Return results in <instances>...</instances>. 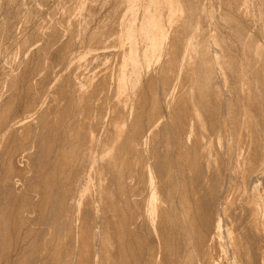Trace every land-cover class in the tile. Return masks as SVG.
Returning <instances> with one entry per match:
<instances>
[{
  "label": "bare ground",
  "instance_id": "bare-ground-1",
  "mask_svg": "<svg viewBox=\"0 0 264 264\" xmlns=\"http://www.w3.org/2000/svg\"><path fill=\"white\" fill-rule=\"evenodd\" d=\"M100 1L57 0L38 18L28 77L18 73L26 32L0 45V264H264V54L252 43L254 18L256 47L238 45L237 62L224 52L231 41L218 45L226 34H214L218 3L212 23L204 0H115L113 20L95 25ZM237 1L247 15L250 0ZM14 88L26 90L16 106ZM226 176L245 195L239 214Z\"/></svg>",
  "mask_w": 264,
  "mask_h": 264
},
{
  "label": "rangeland",
  "instance_id": "rangeland-1",
  "mask_svg": "<svg viewBox=\"0 0 264 264\" xmlns=\"http://www.w3.org/2000/svg\"><path fill=\"white\" fill-rule=\"evenodd\" d=\"M44 1H45V2H44ZM48 1H49V2H48ZM48 1H46V0H36V1H35V0H33V1H32V0H16V1H15V0H14V1H12V0H9V1H8V0H0V27H3V28H0V37L2 36V37L0 38V40H1L0 45L3 46L2 48L6 51V49H7L6 47H8V48H10V47H11V48H12V47H15V45L13 46V44H15L14 42H15L16 40H18L19 36H21V34H23L24 31L26 32V33H25V36L27 35L26 37H28L29 41H31V42H30L31 44H30L29 42L27 43V45H28L27 47H28L29 50L27 49L28 51L26 50V53L28 52V54L32 55L34 60L32 59V56H30V55L27 54L26 59H28V58H29V59H28V61H26V62H28L27 64H28L29 68L27 67V64H26V63H25V64H26V68H25V66H24V65H25L24 62H22L23 64H21L22 68H21V66L18 68L19 64H17L18 73L21 74V77H22V78L25 77V74H24V73H26V76H27V77L29 76L28 74H32V73H31L32 71H30V70H32V68H33L34 65H35L34 63H36V61H37L36 55L34 56V54H33V49H32V48H34V46L37 44V43H36V44L33 43V41H35V37H34V34L32 33V30L35 28L34 26H36V25L40 22V20L38 21V18L41 19V18H42L41 16H43V14H44L43 17H47L49 11L52 9V6H54V5L56 4V2H57V0H48ZM55 1H56V2H55ZM102 1H103V2H102ZM104 1H105V2H104ZM107 1H108V3H107ZM194 1L197 2V0H194ZM200 1H201V2H200ZM200 1H198L196 4L199 5L200 3L203 2L202 0H200ZM215 1H216V4H215ZM223 1H224V0H220V2H219V0H214V1L212 0V2L214 3V4H213V3H210L211 0H208V1H207V0H204V2L206 3V7H207V6L210 7V8L207 7V10H208V8H209L208 12H209L210 10L212 11V12H210L211 15H208V16L211 17V18L209 19V21H210L211 19L214 18L213 20H214V22H215V19H216L218 16L220 17V15H221V17H222V16H225V18H226V16L229 17V15H230V18H231V19H232V18L235 19V21H234L233 19H232L233 21H232V20H231V21H230V20H226L224 17H222V18L226 21V22L223 21V23L225 22V25H224L223 23H221L222 21L219 20V17H218V19H216V25H217V26L215 25V23H213V21H210V22H212V23L214 24V25H212V26H215V28H216V27H219V28H220L218 31L216 30V31H217V32H216L215 29H214V27L211 26V28H213V30H212V29L210 30V27H208V26L211 25L212 23L209 22V23H210V24H209V23L207 22V21H208V18H209V17H207V20H206V21H205V19H203V20L205 21V23H207L206 25L204 24V21H202L203 24H204V31L206 30V29H205V26H206V28L209 29V31H207L208 33H211L212 31H213V32L215 31L214 34H215V33H218V34L221 33V35H222V32H223L224 35L226 34V35H225L226 37H225L224 35H222V36L225 37V38L222 37V38L224 39V41H223V39L221 38V35H219V37L221 38V39H219V37H218L219 42H220V40H221V42L223 41L224 43H221V42H220L221 44L218 43V45H220V46H222V45L225 46V43H228V42L231 41V42L229 43V47H231V48L228 47V48H229V50H228V49H227L228 44H227V45L225 46V47H226L225 49H227V51L224 50V52L227 53L228 51H231V52L234 54L233 51H235V55H234V56H236V54L238 55V56L236 57V58H237V59H236L237 62H240L241 60L244 61V58L242 59L243 54H242V56L240 55V53H241L240 51H242L243 48H245L244 51H245L246 53H248L247 51H250V52H251V50H252L251 53H253V49L256 47V46H254V45L257 44V43L259 44L258 46L262 48V50H263V54H264V46H263V45H264V41H262L263 38H264V37H263V36H264V34H263V32H264V28H263V27H264V26L261 28L263 32L260 30V27H261L262 25H264V24H262V23H264V18H263L264 16L262 17L263 19H261L262 14H264V13H263L264 11L262 12V9H263V7H264V0H261V3H262L263 6L261 5V3H259V0H255L256 3H257V5H255V4H256V3H254L255 1L252 2V0H250L251 3L249 2V9H248V10H249V13H248V12L246 13V14H247V15H245L246 18H247V17H248V18H249V17L251 18V16H252L253 14L256 15V14H258V12L260 11L258 15H256V16H255V15L252 16L251 19H250V18H249V19H248V18L245 19V16H243V15L245 14L244 11H246V10L241 11L242 14L244 13L243 15L240 14V10H242V9H239L241 6H238V3H236V2H238L237 0H230L231 3H230V1L228 2L227 0H225L224 2H223ZM234 1H235V2H234ZM2 2H3V3H2ZM9 2H10V3H9ZM21 2H23V3H21ZM37 2H38V3H37ZM39 2H41V3H39ZM47 2H48V3H47ZM54 2H55V4H54ZM199 2H200V3H199ZM204 2H203V3H204ZM222 2H223V3H222ZM232 2H234V3H232ZM1 3H2V4H1ZM16 3H17V4H16ZM31 3H32V4H31ZM43 3H45L46 6H45V4H44V6H43ZM109 3H110V4H109ZM114 3H115V0H113V1H112V0H110V1H109V0H101L100 2H97V3L95 4V5H96V6H95V9H94V10H95V11H94L95 13L93 12V13H94V16H95V17H93V18H94L93 21H95V22H93V23H94V24L96 23L95 25H98V23H102V22H103L102 19H104V20L106 21V19H105V18H106V14L109 13V12H110L109 14H111V12H112V10H113V8H114V7H113V6H114V5H113ZM217 3L220 4V5H218V6H219L218 9H219V8L221 9V12H219V13H220L219 15L217 14V12L214 14L215 9H217ZM225 3H227V4L229 3L230 5L232 4V5L234 6L233 8H235V5H236V8H238L239 13H238V10H236V8H235L234 10H232V12H231V9H233V8L230 7V8H231V9H230V8H229L230 5H227V4H226V6H227L229 9L226 8V7L223 5V4H225ZM252 3H253V4H252ZM9 4H10V5H9ZM18 4H19V5H18ZM21 4H23V5H21ZM29 4H30L31 6H30ZM38 4H39V5H38ZM105 4H107L108 7L105 6ZM194 4H195V3H194ZM196 4H195V6H196ZM210 4H211L212 6H210ZM251 4H252V5H251ZM25 5H27V6H25ZM213 5H214V8H215V9L213 8ZM215 5H216V6H215ZM232 5H231V6H232ZM239 5H240V4H239ZM254 5H255V7H253ZM260 5H261V7H260ZM3 6H4V7H3ZM18 6H19V7H18ZM20 6L22 7V9H21ZM29 6H30V7H29ZM32 6H33V7H32ZM111 6L113 7L112 10H111ZM199 6H200V8H201L202 4H200ZM199 6H197V7H199ZM220 6H221V7H220ZM250 6H251V7H250ZM1 7H3V8H1ZM11 7H12V8H11ZM27 7H28V8H27ZM35 7H36V8H35ZM50 7H51V9H49ZM197 7H196V8H197ZM224 7H225V8H224ZM4 8H5V10H4ZM7 8H8V9H7ZM18 8H19V9H18ZM102 8H103V9H102ZM212 8L214 9V11H213ZM252 8H254V10H252ZM255 8H256L257 10H256ZM24 9H25V10H24ZM37 9H39V10H37ZM109 9H110L111 11H110ZM220 9H219V10H220ZM223 9H226V10H225L226 13H227V11H228V15H227L225 12H223V11H224ZM243 9H244V8H243ZM258 9H259V10H258ZM10 10H11V11H10ZM14 10H15V11H14ZM32 10H33V11H32ZM35 10H36L37 12H36ZM48 10H49V11H48ZM98 10H99V11H98ZM108 10H109V11H108ZM197 10H198V11H197ZM251 10H252V12H251ZM263 10H264V9H263ZM19 11H20V12H19ZM44 11H45V12H44ZM97 11L99 12V14H98ZM100 11H102V12H100ZM107 11H108V12H107ZM195 11H197V12L199 13L201 10L199 11V9H196V10L194 9V13H193V14L197 16L198 13L195 14ZM216 11H218V10H216ZM229 11H230V12H229ZM233 11H235V12L237 11V12H236V15H235V13H234ZM253 11H255V12L257 11V13H254ZM7 12H8L9 14H7ZM18 12H19V13H18ZM21 12H22V13L24 12V13L22 14ZM30 12H32V13H30ZM250 12H251V14H250ZM261 12H262V13H261ZM39 13H40V14H39ZM104 13H105V14H104ZM222 13H224L225 15H224V14L222 15ZM230 13H232V14L234 13L235 16H231L232 14H230ZM18 14H19V15H18ZM20 14H21L22 16H21ZM30 14H31V16H30ZM33 14H34V15H33ZM36 14H37V15H36ZM95 14H96V15H95ZM109 14H107V16H108L107 18L110 19V20H113L112 16L109 17ZM112 14H113V13H112ZM237 14H238L239 16H241V18H240ZM248 14H249L250 16H249ZM5 15H6V16H5ZM104 15H105V16H104ZM198 15H199V14H198ZM215 15H216V16H215ZM217 15H218V16H217ZM260 15H261V16H260ZM1 16H2V18H1ZM3 16H4V17H3ZM9 16H10L11 18H10ZM19 16H21V17H19ZM25 16H26V17H25ZM27 16H28V18H27ZM38 16H39V17H38ZM33 17H36V18H33ZM40 17H41V18H40ZM215 17H216V18H215ZM256 17H257V18H256ZM6 18L8 19V21H7ZM17 18H18V19H17ZM98 18H99V19H98ZM230 18H229V19H230ZM239 18H240L241 20H240ZM242 18H243V19H242ZM253 18H254V19H253ZM2 19H3V20H2ZM9 19H12V20H9ZM19 19H20V20H19ZM32 19H33V20H32ZM227 19H228V18H227ZM252 19H253L254 21H252ZM257 19H258V20H257ZM260 19H261V22H259ZM5 20L7 21V24H5V23H6ZM14 20H15V22H14ZM16 20H17L18 22H16ZM29 20H30V21H29ZM217 20H218V22H220L219 24L217 23ZM236 20H238V21L240 20V22H241L242 20H244V21H245V20H246V21L248 20V21H247L248 24L245 23L244 21H242V23H244V25H246V26L249 25L250 28L244 26L242 23H240V24H241V26H240V24L238 23V21L236 22ZM255 20H257V21H255ZM100 21H102V22H100ZM105 21H104V22H105ZM227 21H228V22H227ZM250 21H252L251 23L253 24L254 27H255V25L257 24V25H256V26H257L256 28L259 29L260 33H262L261 35H263V36H260V35H259L260 33H259V31L257 32V30H256V31H252V33L254 32L253 34L251 33L252 35L249 34V31H250V30H255V29H256V28L254 29V27H252V24L250 23ZM262 21H263V22H262ZM1 22H2V24H1ZM4 22H5V23H4ZM11 22H13V23H11ZM27 22H29V23H27ZM35 22H36V23H35ZM97 22H98V23H97ZM229 22H230L231 24H233L232 22H234V23L236 22V23L234 24V26H233V25L231 26V25L228 24ZM253 22H254L255 24H254ZM8 23H11V24H9L10 27H6V26L8 25ZM26 23H27V24H26ZM258 23H259V24H258ZM4 24H5V25H4ZM29 24H30V26H29ZM31 24H32V25H31ZM226 24H227L228 26H226ZM236 24L239 25L238 28H240V27H242V28H240V29L236 28V26H237ZM14 25H15V26H14ZM27 25H28V26H27ZM207 25H208V26H207ZM222 25L224 26V28L221 29V27H223ZM235 25H236V26H235ZM12 26H13V28H14V27H15V28L12 29ZM17 26H18V27H17ZM93 26H94V25H93ZM225 26H226V28H227V27H228V28L225 29ZM259 26H260V27H259ZM33 27H34V28H33ZM231 27H232V28H231ZM234 27H235V28H234ZM23 28H24V29H23ZM230 28H231V30L234 28V30L236 29L235 31H239V32H241V33H243V32L245 31L244 29L248 28L249 30L246 29V31L244 32V33H247V30H248V34H246V35H245L244 33H243V34L245 35L246 38L248 37V39H249V36H248V35H251L252 37H254V39H253L252 37H250V38H252V39L254 40V42H252V43H254V45H253L252 43H250V41H251L252 39H251V40L249 39V41L246 39V40H247V41H246L245 38H244V36H243V34H242V37L240 38V34H241V33L238 34V33H234L235 31H234V32L232 31L235 35H236V34L239 35V38H238V40H237L236 38H237L238 36L236 35V37H234L233 33H232V32H231V33L229 32V31H231V30H229ZM251 28H252V29H251ZM3 29H4V30H3ZM103 29H104V28H103ZM106 29H108V26H107ZM106 29H104V30H106ZM242 29H243L244 31H241ZM16 30H17V32H16ZM29 30H31V31H29ZM224 31H225V32H224ZM8 32H9V34H8ZM14 32H15V33H14ZM30 32H31L32 34H31ZM213 32H212V34H213ZM250 32H251V31H250ZM227 33H230V34H232V35H230V34L227 35ZM257 33H258V34H257ZM12 34H13V35H12ZM28 34H29L30 36H29ZM7 35H9V36H7ZM15 35H16V36H15ZM31 35H32V36H31ZM229 35H230L233 39H232ZM253 35H255L256 37L253 36ZM3 36L6 38V40H5V38H4ZM6 36H7V37H6ZM257 36H258V37H257ZM9 37H10V38H9ZM14 37H15V38H14ZM17 37H18V38H17ZM227 37L231 38L232 40L230 39V40L228 41L227 39H229V38H227ZM260 37H261V39H260ZM243 38H244L245 41L242 40ZM256 38H257L258 40L260 39V42H259V41H255ZM2 39H3L4 41H3ZM13 39H14V40H13ZM32 39H33V40H32ZM59 39H61V41H62V40L64 41V40H66V36H65L63 39H62V37L59 38ZM59 39L56 40V43H58V44H59V43L62 44V42L59 41ZM225 39H226V40H225ZM239 39H240V41H239ZM257 39H256V40H257ZM236 40H237V42H236ZM253 40H252V41H253ZM74 41H75L76 43H75ZM225 41H227V42H225ZM232 41H234V42L237 43V44L235 43L237 46L235 45V46H236V49H234V50H233V48H235V47H232V46H234V45L230 46L231 43L234 44V42H232ZM241 41H242V42H241ZM3 42H4V44H3ZM217 42H218V41H217ZM238 42H239L240 44H239ZM243 42H247L246 44L248 45V50H247V47H246V46L244 47V45H246V44L243 43ZM248 42H249L251 45L248 44ZM255 42H256V43H255ZM261 42H262V43H261ZM10 43H11V44H10ZM56 43H55L54 45H55V46L57 45V47H58L60 44L58 45V44H56ZM74 43H75V44H74ZM211 43H212V41H211ZM211 43H210V44H211ZM241 43L244 44V45L242 46L243 48H242V47H239V48H240V50H239L238 45L241 46V45H242ZM72 44H73V45H72ZM72 44H71L72 47H73V48L75 47L74 49L77 48L76 50H74V51L77 52V51L79 50L78 47H80V45H81L80 42L78 43V42L76 41V39H75V40L73 39ZM79 44H80V45H79ZM214 44H216V46H217L218 48L220 47V46L217 45V43L214 42ZM214 44L212 43L211 46H212V47L215 46ZM6 45H8V46H6ZM10 45H12V46H10ZM29 45H30V46H29ZM54 45H53V47H55ZM71 45H70V46H71ZM249 45H250V46H249ZM60 46H61V45H60ZM251 46L254 47V48L252 49ZM4 47H5V48H4ZM30 47H32V48H30ZM220 48H221V47H220ZM237 48H238V52L236 51ZM241 48H242V49H241ZM249 48H250V49H249ZM31 49H32V50H31ZM8 50H9V49H8ZM30 51H32V52L30 53ZM231 52H230V53H231ZM239 52H240V53H239ZM242 52H243V51H242ZM228 53H229V52H228ZM228 53H227V54H228ZM230 53H229V54H230ZM232 53H231V54H232ZM229 54H228V55H229ZM245 55H246V54H245ZM23 56H24V53L22 54V57H23ZM28 56H29V57H28ZM52 56H53V58H55V57H56V54L54 53V54H52ZM240 56H241V58H240ZM246 56H247V55H246ZM238 57H239V58H238ZM250 58H251L252 61L255 60L254 63H256V65L261 63V65L263 66L264 63H262V62H260L259 60H257L258 58L260 59V57L254 56V54H253V55L250 56ZM253 58H254V59H253ZM263 58H264V57H263ZM263 58H261L260 60H261V61H264ZM31 59H32V61H31ZM240 59H241V60H240ZM262 59H263V60H262ZM35 60H36V61H35ZM239 60H240V61H239ZM29 61H30V63H29ZM33 61H35V62H33ZM32 62H33V64H32ZM54 62H57V61L54 60ZM257 62H260V63H257ZM55 64H57V63H55ZM236 64H237L236 66H238L239 63H236ZM23 66H24V67H23ZM30 66H31L32 68H31ZM259 66H260V65H259ZM259 66H258V68H261V67H262V66H260V67H259ZM57 67H58V66H57ZM17 68H16V71H17ZM23 68H25L26 70L24 69V71H22ZM58 68H59V67H58ZM27 69H28L30 72H29ZM229 70H230V69H227V71H229ZM236 70H237V68H236ZM238 70H239V67H238ZM238 70H237V74L235 73V75H234L235 77H236V75H239ZM27 71H28V72H27ZM230 72H231V71L227 72V73H229L228 76L230 75L229 78H231V79L229 80L230 83L228 82V84H233L234 80H233V82H232V79L234 78V76H233V73H230ZM235 72H236V71H235ZM231 74H232V75H231ZM0 75H1V76H0V78H1V77H2L1 71H0ZM253 75H254V73H253ZM231 76H232L233 78H232ZM2 82H3V81H2ZM2 82L0 81V83H2ZM20 82H21V83H20ZM22 82L25 83V82L20 78V81H19V85H18V87L22 88V90H23V86H26V83H25V85H24ZM231 82H232V83H231ZM258 84H259L260 87L262 88V85H261L262 83H261V82H260V83H259V82H255V81L252 82V86H253V87H254V85H257V86L259 87ZM233 85H234V87H233ZM233 85H232L231 87H228V91L230 90L229 88H232V87H233V89H236V88H235V84H233ZM236 85H237V84H236ZM228 86H230V85H228ZM20 88H18V89H17V88H16V89L14 88L15 91L17 90L16 93H15L14 91H12V92L15 94V96H16V98H14V100H15V99H16V100H15V101H12V102H13V106L19 105V104L22 102L21 100H23V98H24L25 95H26V92H25L26 90L22 91V90H20ZM4 90H5V88H4ZM6 90H7V88H6ZM6 90H5V92L7 93L8 90H7V91H6ZM20 91H22V93H21ZM228 91H227V93H228ZM18 92L20 93L19 95H18ZM8 93H9V92H8ZM8 93H7V94H8ZM231 93H232V95H233V93H234V97H235V98L238 97V96H237V97L235 96V95L237 94L236 90H234V92H233V91H232V92L229 91V95H231ZM24 94H25V95H24ZM263 94H264V93H263ZM21 95H23V96L20 98L19 96H21ZM237 95H238V94H237ZM15 96H14V97H15ZM235 98H234V99H235ZM17 99H18V100H17ZM263 99H264V98H263ZM235 100H236V99H235ZM17 101H18V102H17ZM19 101H20V102H19ZM263 101H264V100H263ZM263 104H264V102H263ZM38 130H39V129H38ZM227 174H228V173H227ZM226 177H227V176H226ZM227 179H228V177L225 178L224 183L226 184V183H228V182L232 179V182L230 181V183H232V184H230V185H232V188L236 189V190H233V189H232L233 194H234V195L236 194V195H235V201H234V202H236L238 199H241V200H242L243 198H245V195L242 194V193H243V190H241V194H242V195L240 194V192H235V191H237L239 188H238L237 186H235L236 184L233 183V180H234V179L231 178L230 180H228V182L226 181ZM234 182H235V180H234ZM237 188H238V189H237ZM239 191H240V190H239ZM236 196L239 197V198H237ZM241 196H242V197H241ZM238 201L240 202V204L238 203L239 205H238V204L236 205V204L234 203L233 206H232V208H231V210H230V212H231L232 210H234V211H232V212H235L236 210H238V211L240 210V213H241V209H240V207H238V206H241V204L244 202V200H242V203H241L240 200H238ZM238 201H237V202H238ZM237 202H236V203H237ZM234 205H235V206H234ZM233 207H236V208H233ZM238 208H239V209H238ZM235 209H236V210H235ZM238 211H236L237 214H239Z\"/></svg>",
  "mask_w": 264,
  "mask_h": 264
}]
</instances>
